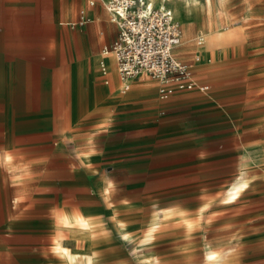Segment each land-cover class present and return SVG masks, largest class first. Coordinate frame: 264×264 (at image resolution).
I'll use <instances>...</instances> for the list:
<instances>
[{
	"label": "crops",
	"instance_id": "crops-1",
	"mask_svg": "<svg viewBox=\"0 0 264 264\" xmlns=\"http://www.w3.org/2000/svg\"><path fill=\"white\" fill-rule=\"evenodd\" d=\"M103 1L0 0V228L33 237L32 260L17 251L15 264H105L110 255L115 262L120 236L131 240L116 221L122 211H158L141 247L161 225L165 241L178 248L200 231L197 222L177 216L179 207L161 206L184 200L185 189L169 183L182 175L186 156L199 154L198 124L184 119L193 113L181 94L189 90L162 96L158 82L144 75L122 89L113 56L102 53L118 32ZM81 9L89 20L74 26ZM214 38L199 61L189 40L173 53L192 59L193 71H209L202 62L228 39ZM241 179L226 193L245 189ZM252 225L243 240L259 242L264 231ZM256 247L248 257L260 258ZM9 258L8 249L0 251V264ZM154 258L142 261L154 264Z\"/></svg>",
	"mask_w": 264,
	"mask_h": 264
},
{
	"label": "rangeland",
	"instance_id": "rangeland-1",
	"mask_svg": "<svg viewBox=\"0 0 264 264\" xmlns=\"http://www.w3.org/2000/svg\"><path fill=\"white\" fill-rule=\"evenodd\" d=\"M165 1L181 26L180 43L185 39L197 46L199 35L204 43L208 30L226 32L228 38L223 45L211 48L210 58L202 62L211 66L209 71H193L199 81L209 84V89L181 93L193 111L185 121L192 118L199 127V154L186 156L182 175L169 183L185 189L184 200L161 204L179 207L174 210L178 217L195 221L201 228L178 248L176 241H165L161 225L154 238L141 247L152 215L158 211H122L116 221L123 223L131 240L120 236V245L115 247L119 258L114 262L111 255L106 256L105 264H151L142 261L144 255H155L154 264H264V237L252 243L242 235L254 227L252 224H259L257 228L264 231V0ZM186 5L189 11L184 13ZM201 55L196 52L195 59L199 61ZM182 61L192 64V59ZM240 178L238 186L247 187L229 198L228 186ZM116 180L122 184L142 181ZM15 212L9 210L8 216L16 217ZM257 214L262 216L256 222L241 224L244 216ZM23 234L17 227L0 228V251L9 250L10 264H15L16 257L12 256L17 251L25 252L26 262L32 260V234L27 230ZM254 245L262 252L260 258L247 256L248 248ZM206 249H214L220 257L208 263Z\"/></svg>",
	"mask_w": 264,
	"mask_h": 264
},
{
	"label": "built area",
	"instance_id": "built-area-1",
	"mask_svg": "<svg viewBox=\"0 0 264 264\" xmlns=\"http://www.w3.org/2000/svg\"><path fill=\"white\" fill-rule=\"evenodd\" d=\"M103 4L118 32L113 41L103 46L102 53L113 56L122 89H128L132 79L144 75L158 82L162 96L176 90H208L209 85L200 83L188 64L173 53L181 42L182 31L164 0L158 4L152 0H104ZM88 20L81 9L72 24L83 25ZM102 68L105 70L103 63Z\"/></svg>",
	"mask_w": 264,
	"mask_h": 264
},
{
	"label": "bare ground",
	"instance_id": "bare-ground-1",
	"mask_svg": "<svg viewBox=\"0 0 264 264\" xmlns=\"http://www.w3.org/2000/svg\"><path fill=\"white\" fill-rule=\"evenodd\" d=\"M153 1V0H152ZM163 1V0H162ZM161 1V2H162ZM185 3H187V2H189L190 0H183ZM160 2V3H161ZM153 3H155L154 1H153ZM174 8L176 9V6H174ZM176 15H177V13L179 12L177 9H176ZM182 11H184V13H186V12H188L189 11V7L186 5V7H185V9H182ZM171 12H172V10H171ZM205 14V13H204ZM173 15V14H172ZM182 15V14H181ZM180 15V16H181ZM187 17V16H186ZM179 18V17H178ZM185 19V18H184ZM181 20V19H180ZM188 20V19H187ZM209 22V21H208ZM185 23V22H184ZM221 25V24H220ZM217 33L218 32H216V31H213V30H208V31H206V40H205V42L204 43H202V41H203V39H202V36H198L197 37V39L199 38V39H201V41H197L196 40V44H197V46H196V52L197 53H203V51H205V49H208L209 47H211V46H209L208 47V43L209 42H211V44L212 43H214V41H217V40H215V38L214 37H216V35H217ZM226 33V32H225ZM219 36V35H218ZM180 44V43H179ZM178 44V45H179ZM178 45H176V46H178ZM175 46V47H176ZM174 47V48H175ZM212 47H214V45H212ZM190 53V52H189ZM192 53V52H191ZM177 55H179V57H181V58H184L185 57V55H184V53H178ZM189 67H190V69H192V67L190 66V65H188ZM192 71H193V69H192ZM229 198H235L236 196H238L237 195V189H232L231 191H230V193L227 195ZM204 257H205V259L207 260V262L208 263H213V262H215L216 260H217V258H219L220 257V255L219 254H217V252L215 251V250H213V249H208V250H206V251H204Z\"/></svg>",
	"mask_w": 264,
	"mask_h": 264
}]
</instances>
